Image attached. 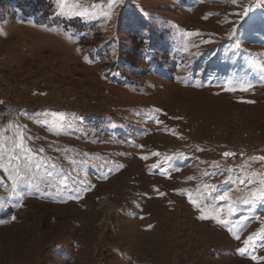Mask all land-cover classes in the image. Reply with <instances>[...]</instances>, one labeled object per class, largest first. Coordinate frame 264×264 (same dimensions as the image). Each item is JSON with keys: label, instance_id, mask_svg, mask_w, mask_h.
<instances>
[{"label": "rangeland", "instance_id": "1", "mask_svg": "<svg viewBox=\"0 0 264 264\" xmlns=\"http://www.w3.org/2000/svg\"><path fill=\"white\" fill-rule=\"evenodd\" d=\"M110 4L0 0V264H264V0Z\"/></svg>", "mask_w": 264, "mask_h": 264}, {"label": "snow or ice", "instance_id": "2", "mask_svg": "<svg viewBox=\"0 0 264 264\" xmlns=\"http://www.w3.org/2000/svg\"><path fill=\"white\" fill-rule=\"evenodd\" d=\"M62 2L66 3V0H62ZM122 2V0H111V4H110V8L112 6H114L115 4L117 3H120ZM191 35V34H190ZM205 43H211V41H205ZM231 90V89H230ZM244 90H247V89H244ZM23 145L22 143L21 144H17V148H22ZM156 155H159L158 153ZM225 156H229V155H234V153H224ZM17 159L19 157H16ZM147 157H145L146 159ZM261 159H264V157H261ZM154 167H159V165H154ZM5 171H8V169H5ZM250 196H251V199H243L242 202L245 203V204H249V203H254L255 200L257 199H260V200H264V189H260L259 190V195H257L255 192L253 193H250ZM193 203H196L195 200L192 201ZM233 211V209L230 208V212ZM201 219H206L208 217L204 216V215H201L200 217ZM221 223L223 224H227L228 221H221ZM231 231V229H230ZM235 238L237 240L240 239V236L239 235H235ZM253 240V236H249L247 240L244 241V244L246 245V247H241L239 249H237L238 253L241 255V256H245L247 255V252H248V247L250 245V242ZM252 259H256L255 256L252 257Z\"/></svg>", "mask_w": 264, "mask_h": 264}, {"label": "bare ground", "instance_id": "3", "mask_svg": "<svg viewBox=\"0 0 264 264\" xmlns=\"http://www.w3.org/2000/svg\"><path fill=\"white\" fill-rule=\"evenodd\" d=\"M112 207L111 206H109V209H111Z\"/></svg>", "mask_w": 264, "mask_h": 264}]
</instances>
